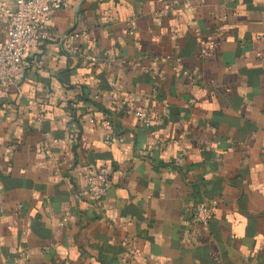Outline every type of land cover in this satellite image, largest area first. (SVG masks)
<instances>
[{"label":"crops","instance_id":"1","mask_svg":"<svg viewBox=\"0 0 264 264\" xmlns=\"http://www.w3.org/2000/svg\"><path fill=\"white\" fill-rule=\"evenodd\" d=\"M73 4L77 49L33 43L0 83V264H264V0Z\"/></svg>","mask_w":264,"mask_h":264},{"label":"built area","instance_id":"2","mask_svg":"<svg viewBox=\"0 0 264 264\" xmlns=\"http://www.w3.org/2000/svg\"><path fill=\"white\" fill-rule=\"evenodd\" d=\"M73 6V0H0V23L4 25L6 33V41L0 46V83L17 85L25 78L27 66L24 56L33 43L59 39L66 51L77 49L73 39L85 37V32L60 34L55 30L56 11ZM131 31H134V26ZM212 46L211 41L205 43L201 53ZM89 58L94 59L92 56ZM174 61L176 71H183L184 75L195 80L203 78L201 69L180 68L182 59L179 57H175ZM190 101L194 102L195 99ZM139 116L145 120L146 125L151 124L152 118L148 112L141 111ZM85 182L86 190L95 202L104 199L112 186L110 174L104 171H89ZM21 207L18 205L19 209ZM218 207L217 199L199 203L193 211V220L200 225H208ZM101 209L104 211L103 206Z\"/></svg>","mask_w":264,"mask_h":264}]
</instances>
